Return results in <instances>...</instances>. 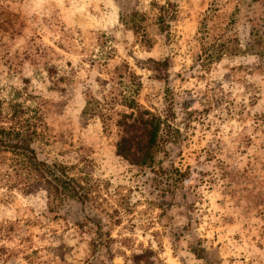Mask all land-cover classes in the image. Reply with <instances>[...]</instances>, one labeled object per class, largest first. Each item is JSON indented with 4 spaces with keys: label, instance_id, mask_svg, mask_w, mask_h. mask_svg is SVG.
<instances>
[{
    "label": "rangeland",
    "instance_id": "374dc122",
    "mask_svg": "<svg viewBox=\"0 0 264 264\" xmlns=\"http://www.w3.org/2000/svg\"><path fill=\"white\" fill-rule=\"evenodd\" d=\"M130 99L163 121L148 165L117 153ZM11 126L91 191L0 151V264H264V0H0Z\"/></svg>",
    "mask_w": 264,
    "mask_h": 264
},
{
    "label": "trees",
    "instance_id": "16d2710c",
    "mask_svg": "<svg viewBox=\"0 0 264 264\" xmlns=\"http://www.w3.org/2000/svg\"><path fill=\"white\" fill-rule=\"evenodd\" d=\"M173 4L160 5L157 11L156 24L161 31L170 27V21L176 14ZM136 15H133L135 19ZM140 21H134L133 29H141ZM143 34H145L143 32ZM207 53V52H205ZM212 59L213 52L207 53ZM131 110L123 113L119 121L122 127V135L117 142V153L130 163L136 165H148L154 160V152L158 147L162 123L160 117L143 108L134 100L126 103ZM95 113L93 108H86L85 113ZM102 116L104 114L99 111ZM28 129V128H27ZM21 126H11L9 130H0V151L11 152L18 164V170L22 173L36 172V183L47 184L55 200L65 199L86 202L90 196V185H82L79 178L69 173L71 167L61 164H47L39 161L35 149L32 146V137L26 135Z\"/></svg>",
    "mask_w": 264,
    "mask_h": 264
}]
</instances>
